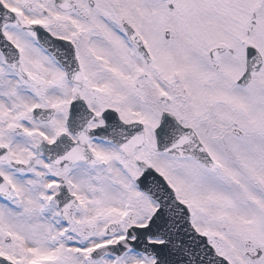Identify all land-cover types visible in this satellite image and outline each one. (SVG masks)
Listing matches in <instances>:
<instances>
[{"label": "snow or ice", "instance_id": "6c2138e0", "mask_svg": "<svg viewBox=\"0 0 264 264\" xmlns=\"http://www.w3.org/2000/svg\"><path fill=\"white\" fill-rule=\"evenodd\" d=\"M0 264H264V0H0Z\"/></svg>", "mask_w": 264, "mask_h": 264}]
</instances>
